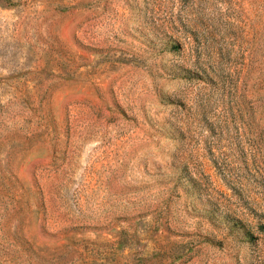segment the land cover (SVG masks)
I'll list each match as a JSON object with an SVG mask.
<instances>
[{"label": "rangeland", "instance_id": "374dc122", "mask_svg": "<svg viewBox=\"0 0 264 264\" xmlns=\"http://www.w3.org/2000/svg\"><path fill=\"white\" fill-rule=\"evenodd\" d=\"M0 264H264V0H0Z\"/></svg>", "mask_w": 264, "mask_h": 264}]
</instances>
